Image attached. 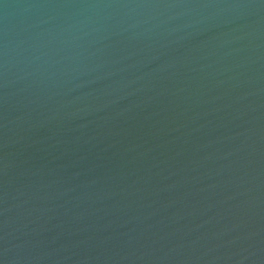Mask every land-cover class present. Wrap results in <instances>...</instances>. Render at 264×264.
<instances>
[{"label": "water", "instance_id": "obj_1", "mask_svg": "<svg viewBox=\"0 0 264 264\" xmlns=\"http://www.w3.org/2000/svg\"><path fill=\"white\" fill-rule=\"evenodd\" d=\"M0 264H264V0H0Z\"/></svg>", "mask_w": 264, "mask_h": 264}]
</instances>
